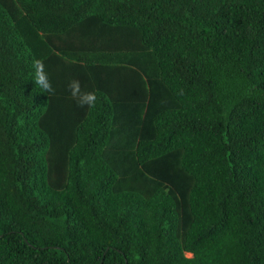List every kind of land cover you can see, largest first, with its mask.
<instances>
[{"label": "trees", "instance_id": "trees-1", "mask_svg": "<svg viewBox=\"0 0 264 264\" xmlns=\"http://www.w3.org/2000/svg\"><path fill=\"white\" fill-rule=\"evenodd\" d=\"M0 264H264V0H0Z\"/></svg>", "mask_w": 264, "mask_h": 264}, {"label": "clouds", "instance_id": "clouds-1", "mask_svg": "<svg viewBox=\"0 0 264 264\" xmlns=\"http://www.w3.org/2000/svg\"><path fill=\"white\" fill-rule=\"evenodd\" d=\"M33 67L35 69L34 82L41 88L42 91L49 94H54L55 89L53 88L51 81L48 78V74L44 71L43 61L36 59L33 60ZM67 90L71 97L76 102L78 107L93 108L97 103V96L95 92L84 91L81 87V82L78 78H72L67 84Z\"/></svg>", "mask_w": 264, "mask_h": 264}, {"label": "rangeland", "instance_id": "rangeland-1", "mask_svg": "<svg viewBox=\"0 0 264 264\" xmlns=\"http://www.w3.org/2000/svg\"><path fill=\"white\" fill-rule=\"evenodd\" d=\"M189 256V255H188Z\"/></svg>", "mask_w": 264, "mask_h": 264}]
</instances>
